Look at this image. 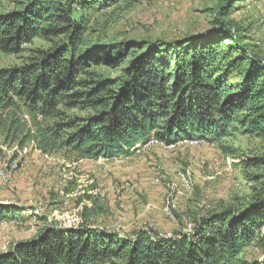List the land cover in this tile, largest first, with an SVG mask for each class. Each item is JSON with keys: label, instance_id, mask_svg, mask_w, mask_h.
<instances>
[{"label": "trees", "instance_id": "trees-1", "mask_svg": "<svg viewBox=\"0 0 264 264\" xmlns=\"http://www.w3.org/2000/svg\"><path fill=\"white\" fill-rule=\"evenodd\" d=\"M247 1L260 0H224L210 28L184 40L89 43L87 14L120 0H0L12 6L0 10V53L24 54L36 39L49 44L0 69V136L77 161L129 156L155 139H264V57L232 18ZM104 66L120 72L103 77ZM244 163L263 170L259 190L237 209L194 216L190 232L106 231L91 223L100 209L87 197L78 227L41 230L0 264H264L243 258L252 245L264 251V154ZM21 212L0 205V221Z\"/></svg>", "mask_w": 264, "mask_h": 264}, {"label": "rangeland", "instance_id": "rangeland-1", "mask_svg": "<svg viewBox=\"0 0 264 264\" xmlns=\"http://www.w3.org/2000/svg\"><path fill=\"white\" fill-rule=\"evenodd\" d=\"M223 1L120 0L87 14L85 39L120 43L195 37L210 28ZM239 5L243 6L232 18L249 28L259 46L256 50L264 57V0ZM11 7L5 2L0 10ZM48 47L45 40L36 39L25 46L24 54L0 53V69L18 66L31 51ZM119 72L115 67L98 69L106 78H115ZM263 154L264 139L237 133L219 144L183 140L166 145L155 139L129 156L77 161L65 151L44 154L32 142L19 148L0 136V205L22 211L20 219L0 221V255L48 227H78L83 205L91 206L87 197L100 209L91 223L106 231L130 234L152 228L161 236L190 232L194 216L237 209L250 201L261 186L263 170L244 161ZM243 258L261 263L264 251L252 245Z\"/></svg>", "mask_w": 264, "mask_h": 264}, {"label": "crops", "instance_id": "crops-1", "mask_svg": "<svg viewBox=\"0 0 264 264\" xmlns=\"http://www.w3.org/2000/svg\"><path fill=\"white\" fill-rule=\"evenodd\" d=\"M185 230H186V229H185ZM157 231H158V230H157ZM247 249H248V248H247ZM247 249L245 250V252L247 251ZM245 252H244V253H245Z\"/></svg>", "mask_w": 264, "mask_h": 264}, {"label": "bare ground", "instance_id": "bare-ground-1", "mask_svg": "<svg viewBox=\"0 0 264 264\" xmlns=\"http://www.w3.org/2000/svg\"><path fill=\"white\" fill-rule=\"evenodd\" d=\"M140 149V147L137 148V150Z\"/></svg>", "mask_w": 264, "mask_h": 264}, {"label": "built area", "instance_id": "built-area-1", "mask_svg": "<svg viewBox=\"0 0 264 264\" xmlns=\"http://www.w3.org/2000/svg\"><path fill=\"white\" fill-rule=\"evenodd\" d=\"M160 233H162V232H160ZM165 234V233H164ZM167 235V234H166Z\"/></svg>", "mask_w": 264, "mask_h": 264}]
</instances>
